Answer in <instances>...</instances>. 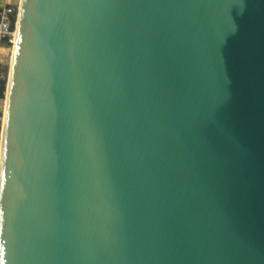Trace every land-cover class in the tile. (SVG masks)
I'll return each instance as SVG.
<instances>
[{"label":"water","instance_id":"1","mask_svg":"<svg viewBox=\"0 0 264 264\" xmlns=\"http://www.w3.org/2000/svg\"><path fill=\"white\" fill-rule=\"evenodd\" d=\"M19 9L0 264H264V0Z\"/></svg>","mask_w":264,"mask_h":264},{"label":"built area","instance_id":"2","mask_svg":"<svg viewBox=\"0 0 264 264\" xmlns=\"http://www.w3.org/2000/svg\"><path fill=\"white\" fill-rule=\"evenodd\" d=\"M15 5L6 2L3 4V8L0 11V45L5 40L12 42L14 40L15 26L13 22L17 16L15 15ZM17 20V17H16Z\"/></svg>","mask_w":264,"mask_h":264},{"label":"rangeland","instance_id":"3","mask_svg":"<svg viewBox=\"0 0 264 264\" xmlns=\"http://www.w3.org/2000/svg\"><path fill=\"white\" fill-rule=\"evenodd\" d=\"M14 3H15V0H14ZM14 5H15L14 8L17 9V15H18L20 0H18V3H15ZM16 17H14L15 21L13 22V25L15 26V29H16ZM14 42H15L14 40L12 42H8V44H7V48H8L7 52L5 53L4 60L1 61V63L7 64V67H8L7 76H6L7 80H8V72H9V69H10V63H11V58H12V50H13ZM6 86H7V82H6ZM5 101H6V95L4 96L3 99H1V102H0V121H1V123L3 121L4 112H5ZM0 131H1V128H0ZM0 141H1V135H0Z\"/></svg>","mask_w":264,"mask_h":264},{"label":"bare ground","instance_id":"4","mask_svg":"<svg viewBox=\"0 0 264 264\" xmlns=\"http://www.w3.org/2000/svg\"><path fill=\"white\" fill-rule=\"evenodd\" d=\"M19 14H20V9H19ZM16 29L14 30V45H13V50H12V58L11 60L13 59L14 57V46L15 44L17 43V28L19 27V18L16 20ZM11 71V70H10ZM9 86V91L7 93V95L9 93H11V89H12V82H10V85ZM4 118V117H3ZM6 121H7V115L5 113V122H4V119H3V122H4V128L2 129V133H3V137H4V129H5V124H6ZM4 181H3V140L1 138V141H0V185H3Z\"/></svg>","mask_w":264,"mask_h":264},{"label":"trees","instance_id":"5","mask_svg":"<svg viewBox=\"0 0 264 264\" xmlns=\"http://www.w3.org/2000/svg\"><path fill=\"white\" fill-rule=\"evenodd\" d=\"M15 3H18V0H15ZM17 9L15 8V15H16ZM6 41V44L10 41ZM7 64L5 63H0V98L3 99L5 96V89H6V76H7ZM0 128H1V121H0Z\"/></svg>","mask_w":264,"mask_h":264},{"label":"crops","instance_id":"6","mask_svg":"<svg viewBox=\"0 0 264 264\" xmlns=\"http://www.w3.org/2000/svg\"><path fill=\"white\" fill-rule=\"evenodd\" d=\"M6 2H9L11 4H15L14 3V0H0V11L1 9L3 8V4L6 3ZM7 44H6V41L5 42H2L1 45H0V63L1 61L4 60V56H5V53L7 52ZM0 102H1V99H0Z\"/></svg>","mask_w":264,"mask_h":264}]
</instances>
